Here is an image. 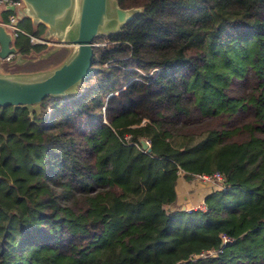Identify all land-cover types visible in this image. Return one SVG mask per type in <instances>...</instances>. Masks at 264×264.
Returning a JSON list of instances; mask_svg holds the SVG:
<instances>
[{"label":"trees","instance_id":"trees-1","mask_svg":"<svg viewBox=\"0 0 264 264\" xmlns=\"http://www.w3.org/2000/svg\"><path fill=\"white\" fill-rule=\"evenodd\" d=\"M113 1L140 11L96 37L84 90L0 107V264H264V0ZM18 26L28 71L69 55ZM179 168L223 174L205 210L178 206Z\"/></svg>","mask_w":264,"mask_h":264},{"label":"water","instance_id":"water-1","mask_svg":"<svg viewBox=\"0 0 264 264\" xmlns=\"http://www.w3.org/2000/svg\"><path fill=\"white\" fill-rule=\"evenodd\" d=\"M111 3L112 6L110 0H23V5L17 8L21 17L30 16L34 23L45 24L46 39L53 34L64 35L61 43L72 45L73 49L61 64L45 72L10 75L0 72V107L30 106L49 94L66 96L92 76L96 37L117 31L140 11ZM8 9L14 7L8 5ZM70 19L75 20V26L69 25ZM14 42L13 33L0 24V62L19 53ZM140 143L151 151L145 139Z\"/></svg>","mask_w":264,"mask_h":264},{"label":"rangeland","instance_id":"rangeland-1","mask_svg":"<svg viewBox=\"0 0 264 264\" xmlns=\"http://www.w3.org/2000/svg\"><path fill=\"white\" fill-rule=\"evenodd\" d=\"M111 2H113V0H110V4L112 6ZM74 21H75L74 19H70L69 25L75 26ZM72 31H73L72 33L73 35L75 31L74 29ZM63 37L64 35L61 36L58 34H53L50 36V38L44 39L45 41L42 43L46 44L47 46L61 47V46H64L61 43V41L64 39ZM67 46L69 48V51L72 52L71 50L73 49V46L72 45L71 46L67 45ZM34 55L37 56L39 54H34ZM11 57L9 59L2 60V63L0 65L1 73L10 75V74L18 73L16 71H28L29 69H32L34 67H39L41 65V63L38 61H35V63L34 62L25 63L24 61L25 58L21 59V57L18 54H14ZM37 58H39V56L35 57V59ZM22 61L24 62V64L20 65ZM98 77L99 75H96L93 78H91V83H94ZM79 85H77L75 91L78 90L77 88H79L80 90H84V87H85L84 83L83 85L81 83ZM213 184L214 182H211V181L200 182V181H197V179H191L187 177L181 178L179 176L177 180V190H178V196H179L178 201H177L178 206H181V208L185 207V209L204 207L203 198L205 197L207 191L210 190Z\"/></svg>","mask_w":264,"mask_h":264},{"label":"built area","instance_id":"built-area-1","mask_svg":"<svg viewBox=\"0 0 264 264\" xmlns=\"http://www.w3.org/2000/svg\"><path fill=\"white\" fill-rule=\"evenodd\" d=\"M8 5H12L14 7V10H11L12 12L9 13L8 19L7 20H1L0 19V24L4 25L5 28L9 31H11V33H13L14 39L15 37L19 34V32L21 33H25L22 29L19 28L18 24L20 21L21 16L17 13V8L21 7L23 5V0H0V11L6 9ZM32 41L34 42H44V39L35 37V36H31ZM102 45H105V43H101ZM13 54H11L9 56V58L12 56ZM8 58V59H9ZM146 143L148 145H150L151 140L150 139H145ZM144 149V148H143ZM144 151H147L146 149H144ZM189 175V177L187 176ZM178 176H180L181 178H191V179H197V181L200 182H206V181H211L214 182V186L216 188H223L224 183H223V174L220 171H214L213 173H193V172H189V171H185L182 168H179L178 170ZM204 202V201H203ZM200 209L205 210L206 209V204L204 202V207H200ZM221 239L223 240V244H227V242L232 241V239L230 238L229 235L227 234H222L221 235ZM218 252H222V249L220 250H214V249H209L208 251L202 252L199 255L200 256H208V255H213L216 254Z\"/></svg>","mask_w":264,"mask_h":264},{"label":"crops","instance_id":"crops-1","mask_svg":"<svg viewBox=\"0 0 264 264\" xmlns=\"http://www.w3.org/2000/svg\"><path fill=\"white\" fill-rule=\"evenodd\" d=\"M38 72H40V71H38ZM38 72L21 71V72H18V73H21V74H29V73H38ZM177 193H178V190H177Z\"/></svg>","mask_w":264,"mask_h":264}]
</instances>
